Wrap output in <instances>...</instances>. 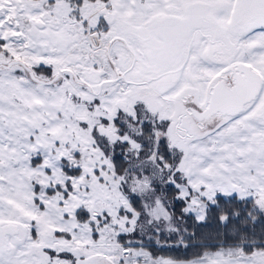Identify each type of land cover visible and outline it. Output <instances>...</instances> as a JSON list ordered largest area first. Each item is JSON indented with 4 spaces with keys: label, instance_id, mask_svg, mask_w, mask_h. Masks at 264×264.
I'll return each mask as SVG.
<instances>
[{
    "label": "snow or ice",
    "instance_id": "6c2138e0",
    "mask_svg": "<svg viewBox=\"0 0 264 264\" xmlns=\"http://www.w3.org/2000/svg\"><path fill=\"white\" fill-rule=\"evenodd\" d=\"M0 264H264V0H0Z\"/></svg>",
    "mask_w": 264,
    "mask_h": 264
},
{
    "label": "trees",
    "instance_id": "16d2710c",
    "mask_svg": "<svg viewBox=\"0 0 264 264\" xmlns=\"http://www.w3.org/2000/svg\"><path fill=\"white\" fill-rule=\"evenodd\" d=\"M200 231H202V232H208V231H210V229H208V228H203V229H201Z\"/></svg>",
    "mask_w": 264,
    "mask_h": 264
}]
</instances>
